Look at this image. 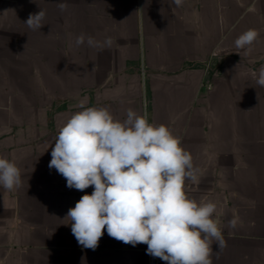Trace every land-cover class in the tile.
<instances>
[{
	"label": "crops",
	"instance_id": "1",
	"mask_svg": "<svg viewBox=\"0 0 264 264\" xmlns=\"http://www.w3.org/2000/svg\"><path fill=\"white\" fill-rule=\"evenodd\" d=\"M0 2L29 5L20 20L45 12L41 29L29 28L28 79H0V158L22 180L14 190L0 185V264H148L147 244L105 229L93 250L72 234L67 213L94 186L69 188L48 165L81 103L120 122L131 109L167 126L198 170L186 196L217 204L226 246L213 242L212 264H264V0ZM249 29L259 32L250 52L234 43ZM88 36L112 43L89 47Z\"/></svg>",
	"mask_w": 264,
	"mask_h": 264
},
{
	"label": "clouds",
	"instance_id": "2",
	"mask_svg": "<svg viewBox=\"0 0 264 264\" xmlns=\"http://www.w3.org/2000/svg\"><path fill=\"white\" fill-rule=\"evenodd\" d=\"M57 7L65 11L68 5L60 2ZM44 17L40 9L24 23L40 30ZM258 36L257 30H246L235 47L250 52ZM85 39L81 34L76 45ZM111 43L110 37L103 43L87 37L89 47ZM257 84L264 86V66ZM79 107L82 110L60 128L48 165L66 178L69 188L83 191L94 186L92 194H84L66 216L78 243L95 250L106 229L125 244H147V254L167 264H212L213 242L219 249L226 246L220 215L216 203L186 196L185 181H196L198 170L180 140L167 126L150 124L131 109L120 122L107 108H85L82 103ZM21 184L16 164L0 158V185L14 190ZM228 224L235 228L237 218Z\"/></svg>",
	"mask_w": 264,
	"mask_h": 264
},
{
	"label": "rangeland",
	"instance_id": "3",
	"mask_svg": "<svg viewBox=\"0 0 264 264\" xmlns=\"http://www.w3.org/2000/svg\"><path fill=\"white\" fill-rule=\"evenodd\" d=\"M27 10L29 5L0 2V79H28L30 31L24 22L30 14H22V20L15 18V13Z\"/></svg>",
	"mask_w": 264,
	"mask_h": 264
},
{
	"label": "built area",
	"instance_id": "4",
	"mask_svg": "<svg viewBox=\"0 0 264 264\" xmlns=\"http://www.w3.org/2000/svg\"><path fill=\"white\" fill-rule=\"evenodd\" d=\"M148 264H159L158 258L148 254Z\"/></svg>",
	"mask_w": 264,
	"mask_h": 264
}]
</instances>
